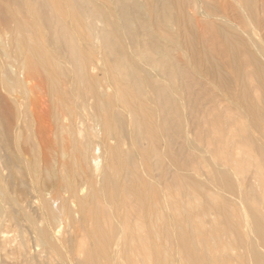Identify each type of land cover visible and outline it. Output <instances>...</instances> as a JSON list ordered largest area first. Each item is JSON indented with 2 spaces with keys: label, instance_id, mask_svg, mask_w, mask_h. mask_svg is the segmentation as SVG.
Segmentation results:
<instances>
[{
  "label": "bare ground",
  "instance_id": "1",
  "mask_svg": "<svg viewBox=\"0 0 264 264\" xmlns=\"http://www.w3.org/2000/svg\"><path fill=\"white\" fill-rule=\"evenodd\" d=\"M187 1L117 0L120 12L116 14L107 0H45L56 23L52 33L68 44L71 53V104L88 108L100 130L94 145V134L92 138L85 135L87 129L82 127L80 116L75 114L67 126L62 117L54 116L55 134L62 129L68 132L67 148L76 155L86 175L83 181L63 187L57 198L59 209L53 204L59 210L55 211L62 213V221L49 213L51 226L47 223L45 228H38L41 220L25 217L27 232L36 237L35 242L19 238L22 264L33 260L49 264L48 250L60 245L66 250L63 264H264V60L248 48V54H244L245 46L233 35L223 36L225 63L232 67L244 59L235 69L237 89L230 93L222 88L226 77L220 65L203 49H193V66L204 68L206 75L218 79L228 106L211 101L209 107L193 109L195 123L188 131L183 113L187 106L181 93L173 89L172 73L164 71L169 92L162 86L156 88L144 68L126 67L131 53L120 47L123 29L128 31V24L138 18L136 8L145 10L161 38L172 40L163 29L168 22L191 29L195 19L187 11ZM215 1L221 6L241 7L251 16L255 12V0ZM78 3L88 6L92 13L79 8ZM95 18L109 30L110 40L101 39L102 32L87 23ZM92 34L98 35L105 46L120 47L113 52L112 61H103V67L97 65L99 56L83 47ZM34 36L37 45L43 44L41 34ZM189 40L193 41L191 36ZM148 44L155 48L152 42ZM7 58L0 63L6 84L13 71ZM59 66L54 60H39L45 79L40 82L37 97L26 104L16 94L11 125L0 124V197L7 201L2 189L5 179L1 177L9 164L6 143L17 141L22 130L30 137L32 123L40 130L39 139L50 133L42 106L46 102L48 108L49 86L57 94L52 74ZM102 68L105 83L97 79V70ZM15 73L17 81L25 84L34 78L29 70ZM160 73L156 77L163 81ZM192 100L198 106L197 99ZM57 106L63 110L69 107L64 99L58 100ZM114 107H119L118 120L124 116L129 119L120 127L113 119ZM172 134L183 138L189 153L176 149ZM40 140L46 141L45 137ZM36 149L31 144L30 156L35 158ZM32 204L27 203L29 208ZM50 205L44 202L42 207L48 211ZM2 213L0 206V227H19L15 212L4 223ZM61 226L66 236L61 234ZM5 234V229L0 231L4 249L14 243ZM32 241L46 249L40 251L44 254L41 261L30 257L28 243Z\"/></svg>",
  "mask_w": 264,
  "mask_h": 264
},
{
  "label": "rangeland",
  "instance_id": "2",
  "mask_svg": "<svg viewBox=\"0 0 264 264\" xmlns=\"http://www.w3.org/2000/svg\"><path fill=\"white\" fill-rule=\"evenodd\" d=\"M107 1L109 2L108 7L118 14L120 6L117 0ZM209 1H187V11L195 19L191 29L184 26L178 28L170 22L164 24L163 29H167V33L172 35V40L157 36L154 31L155 25L148 21L145 10L142 7L136 8L138 18L133 19L128 24V31L123 29V43L120 45V47L131 53L130 65H126V67L131 70L136 67L144 68L152 76L154 87L162 86L166 92H169V89L165 86L168 82L165 72L172 73L175 82L173 89L181 93L182 100L187 106L183 113L186 115L188 131H192L195 123L194 115L196 113L193 109L209 107L211 101L217 102L220 107L228 106L226 97L217 83L218 79L206 75L204 68L193 66V49H203L210 55L211 60L220 65L221 74L226 77H224L226 83L222 88L230 93L237 89L238 83L234 80L238 76L235 69L241 67L244 59L238 62L236 66L232 65V67L225 63L226 53L222 45L223 36L232 37L231 35H233L232 38L238 39L245 46L244 54L247 53L248 48L258 59L264 60V0H255L253 16L246 14L241 7L234 5L221 6L217 5L215 0L213 2ZM77 6L90 14L92 13L91 9L85 4L78 3ZM157 6L161 7L159 3ZM87 23L91 24L94 29L96 28L97 31L102 32L101 39L107 41L111 39L109 30L102 25L99 18L89 19ZM55 24L45 0H0V63L5 61V56L8 57L7 59L10 61L13 70L8 84H6L0 71V124L10 122L11 125L10 115H13L14 112L12 102L14 96L20 94L26 104L37 97L40 82L45 79L44 72L39 67V60H54L60 65L52 74L54 77L52 87L56 88L57 94H53V90L49 86L48 98H46L48 108L46 102L41 101L45 103L42 108L45 110L51 127L50 133L42 136L45 137L46 141L42 143L40 140L42 137L39 139L41 135L38 134L40 130L38 131L37 125L32 123L30 137L29 133L22 130L17 141L6 143L5 154L9 164L3 174L1 172V177L5 179L2 189L10 202L6 198L3 199L4 197H0V206L3 210L1 218L2 223H4L8 215L15 212L20 225L19 227H9V225L0 227V231L5 229V237L14 241L12 247L8 246L4 249L0 246V264H22L19 254L22 253L23 249L18 245L19 238L23 237L27 242L29 240L35 242L36 237L35 234L27 232L29 225L24 221L25 217L41 220L38 228H45L47 223L48 227L51 226L49 213L52 216H58L57 218L62 221L63 215L58 213V195L60 196L63 187L67 183H79L85 178V170L82 165L77 163L76 155L72 154L67 148L68 132L62 129L61 132L55 134L54 116L62 117L65 120L64 126H67L71 121L70 119H73L77 114L81 117L82 127L87 129L85 135L90 138L93 134L95 135H93V138L95 137L93 139L94 145L98 141L96 136L100 127L92 112L88 108H77V106L73 107L71 104L73 102L70 94L73 90V86H71L73 65L69 59L71 53L67 50L68 44L62 43L60 38L53 35L52 30L55 28ZM37 33L43 36V44L41 45H37L35 42L34 35ZM189 36L192 37L193 41L190 42ZM149 41L154 44L155 48H151L148 44ZM82 44L84 49L92 55L99 56L100 59L97 63L99 67L100 65L103 67L104 60L112 61L113 52L119 51L120 48L118 44L103 45L98 35L95 34H92V38ZM40 51L42 55H40ZM148 63H152V66L148 67ZM158 64H161V66ZM18 69L23 72L29 70L34 78L29 82L27 81L26 84L21 80L17 81L15 71ZM158 73L161 74L163 81L157 79L156 75ZM105 78L104 69L102 68V71L98 69L97 79L105 83ZM243 82H246V79ZM129 88H132L130 83ZM60 99H64L65 103L69 105L68 109L63 110L57 106ZM192 99H197L198 106L193 105L194 101ZM113 112L115 113L113 119L119 123V127L127 123L126 120H129L125 116V119L118 120L119 107H114ZM173 121H177V118H174ZM40 134L43 135V133ZM188 136L191 138V135ZM172 138L176 149L182 148L184 153H189L181 136L172 134ZM31 144L38 148V150H35V158L30 156ZM98 152H102L100 147ZM23 162H25L24 165H22ZM202 171L207 172L205 168ZM203 178L207 179L204 176ZM58 192L59 194H57ZM54 194L57 195L56 198H54L56 196ZM46 196L47 198H45ZM49 200H51V203ZM52 201L56 202L52 203ZM28 202L33 203L32 207H28ZM44 202L51 204V207L55 204L58 209L53 205L54 210L49 206V210L46 211L42 207ZM55 208L58 212L55 211ZM61 227V234L66 236L65 227ZM30 235L34 238L31 239ZM54 239H57V237ZM54 239L52 243L56 244ZM33 241L28 243L30 257L41 261V255H44L42 252L46 249L43 246H35ZM1 243L0 239V245ZM60 247L61 245L57 249L48 250L49 264H63L62 260L66 250L63 246L61 247L62 250ZM31 264L36 263L33 260Z\"/></svg>",
  "mask_w": 264,
  "mask_h": 264
}]
</instances>
